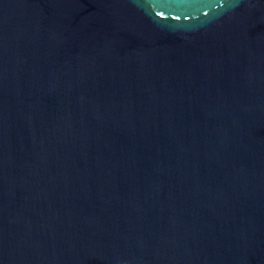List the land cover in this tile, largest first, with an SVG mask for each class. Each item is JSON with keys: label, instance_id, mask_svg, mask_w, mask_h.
I'll use <instances>...</instances> for the list:
<instances>
[{"label": "water", "instance_id": "1", "mask_svg": "<svg viewBox=\"0 0 264 264\" xmlns=\"http://www.w3.org/2000/svg\"><path fill=\"white\" fill-rule=\"evenodd\" d=\"M0 264H264V0H0Z\"/></svg>", "mask_w": 264, "mask_h": 264}]
</instances>
